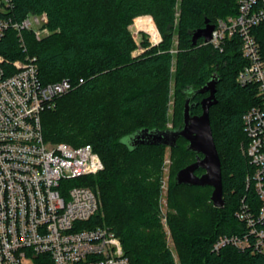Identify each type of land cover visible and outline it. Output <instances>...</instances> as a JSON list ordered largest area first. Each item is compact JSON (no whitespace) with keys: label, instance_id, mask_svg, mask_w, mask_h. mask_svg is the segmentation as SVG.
Here are the masks:
<instances>
[{"label":"trees","instance_id":"obj_1","mask_svg":"<svg viewBox=\"0 0 264 264\" xmlns=\"http://www.w3.org/2000/svg\"><path fill=\"white\" fill-rule=\"evenodd\" d=\"M13 2L14 8L7 16L16 21L29 14L47 16L50 35L37 40L31 32L24 34L27 55L37 58L40 80L49 84L68 79L76 86L58 99L54 109L43 113L45 141L74 147L89 145L104 164V170L97 175L71 181L99 191L101 209L93 217L92 225L113 230L131 264H176L160 225V185L166 147L139 145L131 150L123 142L142 129H168L160 126L159 119L163 117L164 121L166 115L176 36V82L185 101L181 106L182 119L174 129L183 126L189 97L195 105L191 114H202L201 101L208 93L196 92L216 75L218 104L211 108L210 120L221 160L225 200L224 208H216L213 203L212 208L209 198L197 193L212 187L178 186L171 178L168 204L175 212H169L168 225L181 264H264V256L233 247L213 251L220 236L236 234L240 227L236 212L248 193L246 176L251 171L242 150L247 143L243 116L260 103L258 90L237 83V75L246 63L239 37L228 41L224 51L205 44L203 39L194 46L192 40L207 19L216 24L220 19L237 16L239 0ZM138 17H150L157 25L163 38L158 52L150 50L133 56L136 44L129 26ZM142 28L151 31L146 26ZM254 33L264 58V26ZM0 55L5 58L7 69L8 62L24 59L14 31L10 30L0 41ZM162 90L163 105L159 104ZM222 105L226 108L214 117L213 111ZM180 141L186 146L180 145ZM187 146L186 140L179 139L172 150L183 149L196 160ZM191 192L193 197H188Z\"/></svg>","mask_w":264,"mask_h":264},{"label":"built area","instance_id":"obj_2","mask_svg":"<svg viewBox=\"0 0 264 264\" xmlns=\"http://www.w3.org/2000/svg\"><path fill=\"white\" fill-rule=\"evenodd\" d=\"M13 0H0V41L14 31L24 59L8 62L0 55V264H131L121 239L108 227L92 225L100 200L86 186L71 181L104 170L100 156L89 146L49 144L42 115L75 84L64 79L44 84L37 58L27 55L24 34L37 40L51 34L45 14L21 21L7 16ZM264 26V0H239L238 15L214 24L205 44L224 51L239 37L245 65L237 75L242 87L255 86L260 103L243 116L247 143L243 153L251 171L248 193L236 212L239 230L220 236L213 251L233 247L264 256V58L254 30ZM83 81L80 80V83Z\"/></svg>","mask_w":264,"mask_h":264},{"label":"water","instance_id":"obj_3","mask_svg":"<svg viewBox=\"0 0 264 264\" xmlns=\"http://www.w3.org/2000/svg\"><path fill=\"white\" fill-rule=\"evenodd\" d=\"M214 24L208 19L205 27L196 31L193 35V45L200 39L208 43L212 38ZM218 77L214 75L212 79L197 93L209 95L201 101L202 114L192 115V97L186 100L183 113V126L178 129L149 130L142 129L123 139V142L131 149L139 145H157L170 148L178 146L179 139L188 142V151L196 155L194 163L181 169L176 175L178 186L212 187L213 193L211 201L216 208H224V192L221 170V160L213 137L210 120V110L218 104L216 98ZM198 170H203L202 175H197Z\"/></svg>","mask_w":264,"mask_h":264},{"label":"rangeland","instance_id":"obj_4","mask_svg":"<svg viewBox=\"0 0 264 264\" xmlns=\"http://www.w3.org/2000/svg\"><path fill=\"white\" fill-rule=\"evenodd\" d=\"M138 20L140 22H138ZM144 23V25H142ZM142 25V26H140ZM148 27L151 29V31L148 33L145 30H143L142 27ZM156 26V27H155ZM157 28V29H156ZM129 30L132 34V37L135 41L136 44V49L133 52L134 57L141 56L145 54L147 51L150 50H155L158 52L161 50V47L163 45V38L158 30L157 25L153 21L152 18L150 17H138L134 19L132 24L129 26ZM154 35L153 36L151 35ZM155 39V40H154ZM146 44L148 45L146 47ZM173 50L172 53L174 55V60H173V68H172V78L170 82V87H169V92H168V101L166 105V115L164 121H161L163 117H160L159 123L161 124L160 126L163 128H168V129H174L178 127V124L180 123L182 119V108L181 106L184 105V98L181 95V93L178 92V85L176 82V66H177V50L176 45H177V37L175 36L174 42H173ZM164 99H165V92L162 90L161 92V97H160V103L159 104H164ZM163 107L161 112H163ZM226 108L225 105H222L221 107L215 109L213 111V116L217 117L220 114H222L223 109ZM151 119V117H150ZM180 145L183 147L186 146V143L184 141H180ZM245 146V145H244ZM242 145V147H244ZM195 161V156H189L186 155L183 152V149H179V151L174 152L172 148L166 147L164 150V157H163V162H162V178H161V185H160V190H161V215H160V225L162 226V230L164 234L166 235V243L168 247L172 250V253L174 255L175 263L176 264H181L179 254L175 248V243L174 239L172 236V232L170 230V227L168 225V214L169 212H175L172 211L169 207L168 204V192H169V185L173 181H175V176L178 170H180L183 167H186L187 165L193 163ZM204 172L202 170H199L197 172L198 175H202ZM172 178V179H171ZM75 183L71 182V186H74ZM99 200H100V194L99 191H96ZM201 194L204 197H208L209 204L211 203V207L213 208L212 201H211V196L213 193V188H206L204 191H199L197 192ZM188 197H193V193L191 192L188 194ZM101 200H100V208L101 209ZM98 211V212H99ZM32 262V261H30ZM30 262H28L30 264Z\"/></svg>","mask_w":264,"mask_h":264},{"label":"bare ground","instance_id":"obj_5","mask_svg":"<svg viewBox=\"0 0 264 264\" xmlns=\"http://www.w3.org/2000/svg\"><path fill=\"white\" fill-rule=\"evenodd\" d=\"M152 36H153V38H154V35L153 34H151ZM155 40V39H154Z\"/></svg>","mask_w":264,"mask_h":264},{"label":"flooded vegetation","instance_id":"obj_6","mask_svg":"<svg viewBox=\"0 0 264 264\" xmlns=\"http://www.w3.org/2000/svg\"><path fill=\"white\" fill-rule=\"evenodd\" d=\"M208 95H209V94H208ZM206 97H207V96H206ZM198 171H199V170H198ZM198 171H197V172H198ZM197 172H196V173H197ZM197 175H198V174H197Z\"/></svg>","mask_w":264,"mask_h":264}]
</instances>
